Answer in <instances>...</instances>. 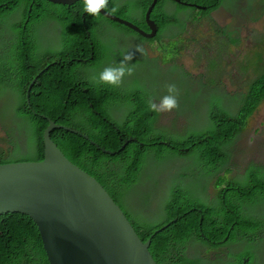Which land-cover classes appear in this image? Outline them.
<instances>
[{
  "label": "trees",
  "instance_id": "16d2710c",
  "mask_svg": "<svg viewBox=\"0 0 264 264\" xmlns=\"http://www.w3.org/2000/svg\"><path fill=\"white\" fill-rule=\"evenodd\" d=\"M13 1L11 7L6 9L4 4L8 0H0V21L7 14L18 15L14 20L18 39L12 44V52L8 57L0 60V89L7 87L14 91L18 105L16 115L26 118L30 123L36 149L33 160L45 159L43 133L50 121L43 116L88 134L102 148L110 151L120 150L126 139L134 137L135 140L129 142L121 152L111 156L95 147L81 133L64 128H55L52 132L66 157L101 182L115 202L122 206L120 199L124 190L139 182L150 155L155 154L157 159L167 155L186 158L193 171L187 169L181 172L184 175L177 173L170 179L166 178L162 185V191L164 185L166 191L157 193V197L161 194V199L169 196L163 206V220L158 221L157 217L153 219L155 216L140 223L131 220L140 238L144 242L151 238L150 252L157 264H200V259L196 257L184 261L185 244L195 240L217 251L216 258L207 264H243L245 257H250V264H253L256 253L251 249L244 248L241 253L232 250L228 257H236V261L225 260L222 249L237 239L241 229L245 236L264 227L260 220L257 223L251 220L250 227L246 228V223L253 216V203L264 201V164L247 159L250 163L240 179L237 159L241 150L233 154L237 138L245 131L249 116L264 101V66L259 65L261 59L256 60V72L259 73L250 81L247 91L242 93L238 106L230 110L219 101L206 103L203 122H184L179 115H174L173 123L178 125L176 134L168 131L173 126L160 125L161 113L149 110L151 95L143 88L125 96L122 88L102 85L100 82L102 86L93 85L88 73V70L100 67L109 58L108 53H111L104 48L106 44L100 34V30L106 28L102 26L104 21L110 23L114 32L125 36L135 35L152 45L158 43L160 54L156 55V59L168 64L178 60L181 49L180 35L173 30L181 23L185 26L190 21L189 18L185 22L184 11L196 9L197 14L193 15L195 20L209 18L212 11L228 0H181L191 6L175 0H158L151 17L158 23L159 30L152 38H146L101 13L89 15L84 11L82 1L69 6L39 0L38 3L43 7L40 14L35 3L31 15H28L31 0ZM152 2L108 0L105 9L112 13L111 9L119 5L114 15L125 18L132 12H139L141 22L131 21L149 30L146 12ZM170 2L177 5L173 12L167 9ZM260 3L261 12L254 19L264 14V0ZM197 4L205 8L195 7ZM48 21L54 22L60 29L61 42L44 49L30 30L32 26L36 28ZM212 22L218 34L226 35V27ZM223 41L225 46V39ZM91 54L95 55L94 60H90ZM83 60H88V63L85 64ZM38 75L28 95L32 105L30 109L26 103L27 88ZM124 102L132 103L124 120L120 122L112 119L110 110L113 105ZM9 143L13 145L12 140ZM7 152H0V164L6 162L4 158ZM199 180H203V183ZM211 185L217 192L214 198L209 199L203 191ZM238 197L248 200L241 202V206L248 209L246 215L242 208L236 211L235 205H230L228 209L224 206ZM166 224V228L156 232ZM207 224L211 225L210 231L207 230ZM262 238L263 233L259 232L258 239ZM0 264H51L33 219L17 213L0 216Z\"/></svg>",
  "mask_w": 264,
  "mask_h": 264
},
{
  "label": "rangeland",
  "instance_id": "374dc122",
  "mask_svg": "<svg viewBox=\"0 0 264 264\" xmlns=\"http://www.w3.org/2000/svg\"><path fill=\"white\" fill-rule=\"evenodd\" d=\"M260 2L261 0H228L212 11L209 18L196 20L193 19V15L197 14L196 9L188 8L184 11V19L186 22L190 18V21H187L185 26L181 23L180 28L178 26L173 30L181 39L178 60L168 64L156 59V55L160 54L158 43L152 45L135 35L125 36L114 32L110 23L104 21L102 26L106 28H102L100 34L103 39L111 42L104 46L111 53H108V61L98 69L88 70L89 76L94 81H99V75L105 67L117 66L126 52H134L133 59L128 62L130 65H135L134 71L131 75H125L121 83L129 84L123 87L124 94L127 96L136 89L147 87L151 99L159 103L160 99L168 94L166 85L174 84L179 91L177 97L179 107L161 113L160 118V125L174 127L168 128L172 134H176L178 129V125L173 123L174 115H179L184 122H203L205 120L203 109L206 103L216 101L232 110V107L238 106L242 93L247 91L250 81L259 73L256 72V60L260 58L262 62L259 65L264 66V14L254 19L261 12ZM167 9L173 12L177 9V5L170 2ZM172 12L168 13L173 14ZM139 14L132 12L126 18L141 22ZM212 21L226 27V35L218 34ZM43 24H45L43 31L48 34L56 33L57 40L50 46H44L38 40L41 46L45 49L58 45L61 42L60 29L49 21ZM137 45L143 48V55L135 52ZM131 104L124 102L113 105L110 110L111 118L122 122ZM17 106L14 91L2 87L0 89V152L6 153L9 150L4 158L5 163L35 161L33 159L36 149L31 137L30 123L26 118L16 115ZM9 140L13 141V145ZM240 150L237 159L240 166L248 158L264 157V101L249 116L245 131L237 138L233 154ZM187 169L193 171L187 159L181 156L176 158L167 155L157 159L155 154L150 155L139 182L124 190V195L120 199L122 209L130 221L145 222L152 216H155L153 219L157 217L158 221L163 220V206L169 196L161 199V194L157 197V193L162 191L166 178L170 179L177 173L184 175L181 172ZM165 187L166 185L162 193L166 191ZM214 190L215 188H211V192ZM210 197L214 198L215 195ZM155 212L158 213L154 215ZM258 241L255 245L253 241L250 242L248 238L241 236L231 248L237 253L243 247L250 249L254 247L257 251L255 261L264 264V237ZM191 248L195 253L201 254L198 258L200 264L209 263L214 259L213 252H217L211 251V256L204 254V245L200 242L194 243Z\"/></svg>",
  "mask_w": 264,
  "mask_h": 264
},
{
  "label": "water",
  "instance_id": "95a60500",
  "mask_svg": "<svg viewBox=\"0 0 264 264\" xmlns=\"http://www.w3.org/2000/svg\"><path fill=\"white\" fill-rule=\"evenodd\" d=\"M47 1L69 6L84 2ZM157 2L153 0L146 12L149 30L106 9L100 13L129 26L146 38H152L159 30L158 23L151 17ZM194 6L205 8L198 4ZM91 59H94V54H91ZM38 77L27 88L26 103L30 109L32 105L28 95ZM43 118L50 121L43 133L45 159L0 164V216L17 213L33 219L51 264H157L150 252L151 238L146 242L140 238L122 207L101 182L66 157L52 132L55 128H64L81 133L95 147L111 156L117 155L135 138L126 139L120 150L110 151L78 129L46 116ZM166 227L167 224L156 232ZM248 261L244 260V264Z\"/></svg>",
  "mask_w": 264,
  "mask_h": 264
},
{
  "label": "flooded vegetation",
  "instance_id": "af4514ba",
  "mask_svg": "<svg viewBox=\"0 0 264 264\" xmlns=\"http://www.w3.org/2000/svg\"><path fill=\"white\" fill-rule=\"evenodd\" d=\"M38 1L39 0H31V7H30V10H28V13H30V14H28V15H31V14L34 13V6L33 5L35 3H36L35 6L37 8V11L39 12V11L42 10L43 7H42L41 4L38 3ZM6 3L7 4H4V7L6 9H9L11 7L12 3H14V1L13 0H8V2H6ZM0 8H2V5H0ZM38 14H40V12ZM5 16L6 17L3 20L0 21V60H2L4 57H6V58L8 57V55L12 52V44H13V42L16 39H18V34H17V30L18 29L16 27V23H13V21L18 17V15L16 13H11V14H7ZM51 23L55 27H57V25L54 22H51ZM25 26L27 28L28 24L25 25ZM44 27H45V24H39V25H37L36 28L34 26H32L30 31L34 35L37 36V38H38L37 40H39L44 46H50L52 43H54L57 40V35H56V33H53V34L45 33L43 31ZM88 33H89L88 35H90L89 31H88ZM39 41H38V44L41 45ZM103 41L107 42L106 45L111 44V42L108 41V39H104ZM94 58H95V55H94ZM108 59L109 58H107L104 61V63H106L108 61ZM90 60H92L91 57H90ZM87 61L88 60H83V62H86L85 64L88 63ZM98 68H96V69H98ZM91 80L93 81L92 84L95 85V86L96 85L97 86H102L103 84L105 85V83L100 82L102 84L101 85L99 83V81H94V79L92 77H91ZM128 85L129 84H121L118 87L123 89V87H126ZM143 91L149 93L148 90H147V87H144ZM248 160H250V161L255 160V161H259V162L262 161V164H264V157L260 158L259 156H256V157L248 158ZM248 160L243 161V163L240 166V173H239L240 174V179L243 178L244 173L247 170V165H249L248 163H250V162H248ZM199 181H201L203 183V180H199ZM211 188H214V187L211 185L209 188H206L205 191H203V194H205L206 197H209V199H212V197H210V195H215V193L217 192L216 189L213 192H211ZM238 190L240 191V193H242L240 188ZM244 201H248V200H246L244 197H238V199L236 201H232L231 204H229V205L226 202L224 206L228 209V207L230 205H235L236 211H237L238 208H242L243 214L246 215V213H248V209L246 207H244V206H241V202H244ZM249 202H251V201H249ZM252 210H253V216L246 223V225H247L246 228L250 227L251 220L255 221L256 223L258 222V220H260L261 224H264V201L263 200H259V201L255 202V203H253ZM207 230H209V231L211 230V225L207 224ZM241 231H242V229L240 230L237 239H235V241L233 243L237 242L238 239H240V237L243 236V233ZM259 232H262L263 233V237H264V227L263 226H261V228H259L255 232H252L251 234H245V236H243V237L251 238L252 241L255 243V245H257L258 242H259L258 241ZM201 234L203 236V233H201ZM205 239L206 240H210L209 238H205ZM252 241H250V242H252ZM197 242H199V241H197ZM194 243H196V242H191L190 241L185 246L186 256L188 258H190V259H192L194 257H196V258H200L201 257L200 253H195L192 250L191 247L193 246ZM233 243L226 245L222 249L224 251L223 252V257H225V260H231V261H236L237 260L236 257H234V258L228 257V254L231 253V250H232L231 245ZM244 248H247V247H243L242 249H240V252L237 251V253L243 252ZM247 249H250V248H247ZM251 250H253L257 254V251L254 249V247ZM211 251H214V249H209L206 246H204V254L211 256L210 255ZM212 255H213L214 258H216L215 257L216 256V252H213ZM247 259L249 260L247 262V264H250V262H251V260H250L251 258L250 257L243 258V262H244V260H247ZM252 262H253V264H255V263L258 264L257 260L256 261L253 260Z\"/></svg>",
  "mask_w": 264,
  "mask_h": 264
},
{
  "label": "clouds",
  "instance_id": "9594fccd",
  "mask_svg": "<svg viewBox=\"0 0 264 264\" xmlns=\"http://www.w3.org/2000/svg\"><path fill=\"white\" fill-rule=\"evenodd\" d=\"M108 0H84V11L91 16L99 15L102 9L107 7ZM119 5H115L111 12L115 14L118 11ZM135 52L144 54L141 46L137 45ZM134 52H126L123 55V60L117 66H108L103 69L99 75V82L105 83L109 86H119L122 83L125 75H131L134 71L135 65H130L128 62L134 57ZM93 60V59H92ZM167 95H164L160 102H155L154 99H149V110L156 113L170 112L174 108L179 107L178 94L179 91L174 84L166 85Z\"/></svg>",
  "mask_w": 264,
  "mask_h": 264
},
{
  "label": "crops",
  "instance_id": "0c3cea01",
  "mask_svg": "<svg viewBox=\"0 0 264 264\" xmlns=\"http://www.w3.org/2000/svg\"><path fill=\"white\" fill-rule=\"evenodd\" d=\"M120 86V85H119ZM112 87H116V88H118V89H121L120 87H118V86H112ZM191 242H197L196 240L195 241H191ZM185 246H186V244H185ZM185 246H184V261H188V259H190V258H188L187 256H186V253H185Z\"/></svg>",
  "mask_w": 264,
  "mask_h": 264
}]
</instances>
